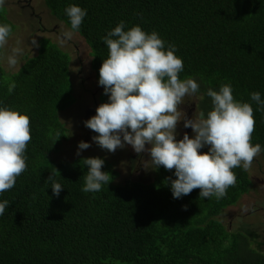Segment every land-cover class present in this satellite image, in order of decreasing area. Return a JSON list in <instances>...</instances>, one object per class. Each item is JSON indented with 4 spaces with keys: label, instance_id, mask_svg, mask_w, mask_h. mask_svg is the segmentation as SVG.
<instances>
[{
    "label": "trees",
    "instance_id": "obj_1",
    "mask_svg": "<svg viewBox=\"0 0 264 264\" xmlns=\"http://www.w3.org/2000/svg\"><path fill=\"white\" fill-rule=\"evenodd\" d=\"M46 6L70 27L65 8L77 4L88 14L77 32L91 48V67L99 81L109 54L101 39L120 21L125 30L141 25L157 31L177 48L184 61L181 79L200 83L198 111L212 108L207 88L230 83L234 98L250 101L264 96V0H45ZM4 5L0 23L11 24ZM40 46V45H39ZM40 49V48H39ZM70 55L55 42L25 56L16 71L0 68V106L30 116L31 140L27 169L13 188L0 194L7 200L0 216V264H264V252L248 234L228 230L218 218L251 188L247 170L234 168L237 182L220 199L200 198V189L174 199L170 183L174 169L163 166L148 182H116L119 173L105 157L103 170L114 183L96 193H84L82 156L73 161L51 157L68 130L59 113L73 101ZM16 82L12 93L8 83ZM101 103L108 100L104 89ZM254 109L253 145L264 149V111ZM62 135L58 140L57 133ZM56 140V141H55ZM264 156V151H262ZM89 157V156H88ZM54 178L65 186L52 192Z\"/></svg>",
    "mask_w": 264,
    "mask_h": 264
},
{
    "label": "clouds",
    "instance_id": "obj_2",
    "mask_svg": "<svg viewBox=\"0 0 264 264\" xmlns=\"http://www.w3.org/2000/svg\"><path fill=\"white\" fill-rule=\"evenodd\" d=\"M5 3L0 0V8ZM64 11L70 28L63 31L61 43L72 39L88 14L86 8L77 4ZM11 34L12 26L0 23V68L6 63L8 69H15L27 54L18 41L5 55ZM101 39L109 54L99 70L98 83L108 100L84 121L87 128L97 133L92 141L109 152L128 145L138 154L147 152L146 169H174L176 178H166L174 199H181L196 188L200 189V198H223L237 182L233 169H250L254 157L264 151L259 143L251 142L255 129L251 102H255L257 111H264V96L253 91L251 102H243L234 98L230 83L222 84L218 90L209 87L206 96L211 98L212 108L207 112L200 110L196 118H187L180 106L186 97L198 95L201 85L193 77L180 78L184 61L174 44L165 47L166 41L157 31L148 32L139 24L125 30V21ZM31 46L39 47L35 37ZM15 88V80L10 81L8 92ZM181 120L184 128L191 127L194 136L185 132L182 139H177ZM61 135L58 132L56 140ZM31 138L30 116L19 109L0 106V194L13 188L17 177L27 169L25 152ZM90 146V141L81 140L76 155ZM205 146H209L208 150L201 152ZM88 156L81 160L82 166H87L82 191L96 193L114 180L103 170V157ZM54 176L52 173L46 182H51L53 194L59 197L65 186ZM7 206V200L0 202V216Z\"/></svg>",
    "mask_w": 264,
    "mask_h": 264
},
{
    "label": "rangeland",
    "instance_id": "obj_3",
    "mask_svg": "<svg viewBox=\"0 0 264 264\" xmlns=\"http://www.w3.org/2000/svg\"><path fill=\"white\" fill-rule=\"evenodd\" d=\"M6 16L14 25L9 43L5 48V55L19 41L20 45L26 49L28 56L38 54V50L47 47L52 42L57 43L64 51L70 54V78L73 87L75 101L64 110L60 111L59 116L68 130V138L62 141L58 152L51 157L58 161H73L81 156L98 155L109 160L119 173L116 182L143 181L148 182L155 178L157 170L146 169L149 154L136 153L131 145L118 148L115 152H109L100 148L92 141L94 133L87 128L84 121L96 114L97 107L102 104L99 96L102 86L99 85L96 74L91 67V48L77 32L71 40L63 39L62 33L68 27L63 21L55 17L51 10L46 6L45 0H6ZM36 38L39 47L31 46L32 38ZM40 48V49H39ZM15 69L16 71L24 63ZM182 114L186 112L187 118H196L198 114L197 96L186 97L180 106ZM183 120L177 125V139H182L185 132L190 136L195 133L191 127L184 128ZM90 141L91 146L85 149L80 156L76 155L78 143ZM209 146L201 149V152L208 150ZM252 180L251 188L244 193L239 201L225 208L218 218L226 225L228 230L242 231L250 237L253 245L264 252V156L261 153L254 157L252 166L247 170Z\"/></svg>",
    "mask_w": 264,
    "mask_h": 264
}]
</instances>
